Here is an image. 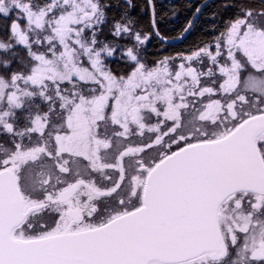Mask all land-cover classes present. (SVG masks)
Segmentation results:
<instances>
[{
  "label": "snow or ice",
  "instance_id": "6c2138e0",
  "mask_svg": "<svg viewBox=\"0 0 264 264\" xmlns=\"http://www.w3.org/2000/svg\"><path fill=\"white\" fill-rule=\"evenodd\" d=\"M0 41V264H264V0H0Z\"/></svg>",
  "mask_w": 264,
  "mask_h": 264
},
{
  "label": "flooded vegetation",
  "instance_id": "af4514ba",
  "mask_svg": "<svg viewBox=\"0 0 264 264\" xmlns=\"http://www.w3.org/2000/svg\"><path fill=\"white\" fill-rule=\"evenodd\" d=\"M0 44H3L5 47L8 46V42L7 41H0ZM110 131L111 130H109V132ZM142 139L146 140L147 136L143 137ZM8 147H9V144H8L7 140L0 141V154H3L7 150ZM114 155H115V153L106 154L108 159H111ZM7 204H9L11 206L10 210L13 207L11 213L14 215L13 220H16L19 217V214H20V209H19V205H18L17 201L15 199H9Z\"/></svg>",
  "mask_w": 264,
  "mask_h": 264
},
{
  "label": "water",
  "instance_id": "95a60500",
  "mask_svg": "<svg viewBox=\"0 0 264 264\" xmlns=\"http://www.w3.org/2000/svg\"><path fill=\"white\" fill-rule=\"evenodd\" d=\"M10 208H11V206L9 205V204H7V214H8V217H9V219L10 220H13V218H14V215L11 213L12 212V209H13V207H12V209L10 210Z\"/></svg>",
  "mask_w": 264,
  "mask_h": 264
}]
</instances>
